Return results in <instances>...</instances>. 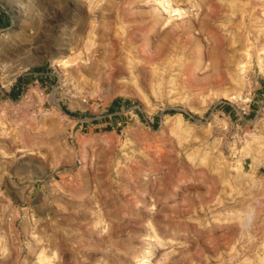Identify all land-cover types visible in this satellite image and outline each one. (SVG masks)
Segmentation results:
<instances>
[{"label":"rangeland","instance_id":"rangeland-1","mask_svg":"<svg viewBox=\"0 0 264 264\" xmlns=\"http://www.w3.org/2000/svg\"><path fill=\"white\" fill-rule=\"evenodd\" d=\"M251 1L0 0V264H264Z\"/></svg>","mask_w":264,"mask_h":264},{"label":"bare ground","instance_id":"bare-ground-1","mask_svg":"<svg viewBox=\"0 0 264 264\" xmlns=\"http://www.w3.org/2000/svg\"><path fill=\"white\" fill-rule=\"evenodd\" d=\"M251 2H252V1H251ZM253 3L256 4V5H257L258 3H260V4H264V0H253L252 4H253ZM254 4H253V5H254ZM255 7H256V6H255ZM257 7H258V6H257ZM252 9L254 10V8H252ZM256 10H257V9H256ZM254 14H255V13H254ZM245 17H246V16H245ZM123 39H124V38H123ZM123 39H122V40H123ZM129 40H130V39H129ZM120 41H121V40H120ZM131 41H132V40H131ZM129 42H130V41H129ZM115 44H116V43H115ZM124 45H125V44H124ZM116 46H117V45H116ZM146 46H147V45H146ZM148 46H149V45H148ZM114 47H115V46H114ZM130 49H131V48H130ZM116 51H117V50H116ZM116 51H115V52H116ZM148 51H149V50H148ZM148 51H147V52H148ZM128 53H129V52H128ZM130 55H131V54H130ZM153 55H154V54H153ZM153 55H151V56H153ZM131 56H132V55H131ZM148 57H149V56H148ZM150 58H151V57H150ZM153 58H154V57H153ZM148 59H149V58H148ZM149 61H150V60H149ZM151 248H152V247H151ZM152 251H153V250L150 249L149 254H151ZM0 261H1V262H2V261L4 262L5 260H4V259H0Z\"/></svg>","mask_w":264,"mask_h":264},{"label":"trees","instance_id":"trees-1","mask_svg":"<svg viewBox=\"0 0 264 264\" xmlns=\"http://www.w3.org/2000/svg\"><path fill=\"white\" fill-rule=\"evenodd\" d=\"M117 101H119V100H117ZM183 113L185 116H187V117L189 116V114L187 112H183Z\"/></svg>","mask_w":264,"mask_h":264}]
</instances>
